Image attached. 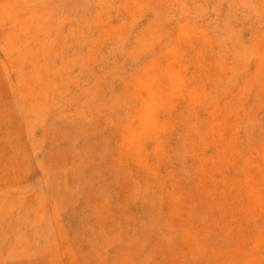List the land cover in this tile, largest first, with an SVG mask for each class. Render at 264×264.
I'll return each mask as SVG.
<instances>
[{"label":"rangeland","instance_id":"obj_1","mask_svg":"<svg viewBox=\"0 0 264 264\" xmlns=\"http://www.w3.org/2000/svg\"><path fill=\"white\" fill-rule=\"evenodd\" d=\"M0 264H264V0H0Z\"/></svg>","mask_w":264,"mask_h":264}]
</instances>
